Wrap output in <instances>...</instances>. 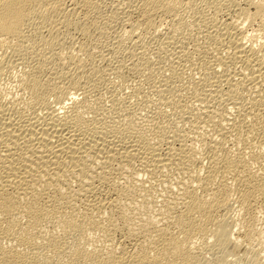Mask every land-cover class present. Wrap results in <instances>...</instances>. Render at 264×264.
Returning a JSON list of instances; mask_svg holds the SVG:
<instances>
[{
  "label": "rangeland",
  "instance_id": "1",
  "mask_svg": "<svg viewBox=\"0 0 264 264\" xmlns=\"http://www.w3.org/2000/svg\"><path fill=\"white\" fill-rule=\"evenodd\" d=\"M174 1V3L179 4L174 5L175 10H173L172 14L162 13L161 9L158 10V8H156L151 12L153 15L150 14L149 17L142 12L144 10L142 9L144 8V5L142 7L144 0H94L95 3L91 5L90 8L82 7L80 2H76V0L60 1L62 3L59 2L58 5L61 4V13L66 11L64 14H66L65 16H67L66 20L68 19V22L62 24L58 22V24L55 23L53 26L46 24V27L39 28L37 27V23H35L38 19H35L34 23L28 26L27 38H23L22 41L23 44L25 43V46L28 45V51L25 56L22 55L21 57L19 53L17 54V52L10 51L7 42L0 43L1 103H8V105L12 106V108L8 107L11 110H8V114L11 113L10 116L12 119L16 118L14 116L18 113L17 109L21 111L25 109L28 113H36L27 114L24 110L26 112V120L30 118H26V116L30 115L31 118H38L41 124L45 122L43 119L41 120L44 122H41V117L48 118V115H51V109L59 108V106L64 105V103H66V111H68L65 115L68 113L74 114L76 110L74 111L75 107L71 102L75 99L72 97L77 93L78 96L76 95L77 99L75 100L79 105L77 108L81 109H77V111L81 113V117L84 120H93L95 125H104L103 127L109 129H111V127L112 129L115 128L113 130L116 132L114 134H117V136L123 134V132L126 138L130 134H141V138H145L144 142H147L149 145H155L161 152L169 150L171 153H176L186 148V150H189L191 147L192 149L190 148V150L194 151L195 155H199L201 159L200 165L202 167L199 171L201 173L199 174L206 175L207 172L210 173L212 171V174H215L214 177L217 176L214 178L211 189H213V187L215 188L218 183V186L220 183L222 184V173L227 170L222 171L220 168H223V166L219 164V166L215 167L207 156H214L213 158H216L219 162L223 160V163L227 159H237L236 162H239L238 164L241 163L239 165L241 169L248 165L254 172L257 171L256 173L259 177L263 176L264 158L259 157L258 160L256 159L254 161L253 156L259 155L262 149L261 146L264 145V138H262L264 137V79L262 78L264 77V71L258 75L262 80L257 77L259 80H256L259 82L256 83L251 73L252 70H248V68L242 64L243 62L240 58L237 57V59L233 57L234 55H232L234 59L230 58L231 54H234L232 52L234 47L232 44L233 42H231V44L229 42L230 40L232 41V36L236 34L234 36L235 38H241L243 42L253 45L258 51L260 50L258 52L259 58L260 61L263 58L262 62H264V6H262L263 8H261V13L259 14L256 13L259 12L258 10L260 9L256 10L257 8H255L260 2L258 6L264 5V0ZM176 9L178 11H176ZM154 11L158 13L154 14ZM253 12L256 13L253 14ZM64 14L61 16H64ZM150 20L155 21H153L152 24ZM147 22H149V24ZM231 25L233 26L232 29H230L232 27ZM39 33L44 37H46V35L47 37L48 35L50 36V33L53 34L54 39H56L55 48L53 50L51 49L50 51V48L43 47L41 43L40 45L42 46H38V48H36L37 46H31V44H29L31 41L28 40L30 39L28 35L29 37L36 35L41 37L38 35ZM56 42H58V44H56ZM229 44L232 49L229 48ZM49 51L50 54L53 52L55 53L50 55ZM40 62L43 65L40 64ZM260 65L264 70V63ZM32 66L37 72L39 71V67H41V76L38 72L39 76L42 77L40 78V80H42L41 85L43 87L44 82L47 84L42 88L43 91H46L44 92L45 98H48L47 101H45L46 105L43 103L44 106L41 103V105H39L38 102V105L34 104L36 102L31 103L32 100L28 97L30 96V89L25 86L26 83L24 81L27 80L28 73L31 72L29 70H32ZM61 75L67 76L64 78ZM249 77L250 79L252 77L251 81L248 79ZM260 81L263 85L260 84ZM251 82L253 83L252 85ZM256 85L258 87H256ZM54 86L63 87V91H65L63 92L64 95L58 100L57 98L53 100L55 98L53 93H55L54 90L56 89H53ZM251 86H254V89ZM32 105H34L33 107L36 110L32 109ZM48 105H52L51 107L55 108H51ZM43 107L47 108L43 109ZM47 109H49V111ZM24 111H22L23 113L19 111V115H21V113L24 114ZM46 112L49 113L46 114ZM60 114L64 115V112H60ZM19 115L17 114L18 118L15 119L17 123L24 117V115ZM37 115H41V117H37ZM19 123H22V121ZM260 128L262 130H260ZM80 151H82V149ZM181 153L179 151L176 155ZM91 157H88L89 161H87V165L91 164ZM227 163L230 164L231 162ZM242 164L246 165L244 166ZM134 165L136 169L135 167L131 169L132 171L127 169V172L125 169H121V171L117 165L113 164V169H111L109 178V183L111 185L109 183H106L109 185L104 183V186H100L99 180L94 183L96 189L98 188L100 192L98 196L101 199L105 198L106 200L104 201L114 199V197L116 199L117 197L118 200H115V206L113 205L114 210L118 209L120 205L125 206L128 204V206H125L128 207L126 209L130 211V213L133 210L131 214L128 212L129 215L133 216H130L131 222H134L133 220L142 222L141 218H148V216H151L153 217L152 220L156 221L155 223L158 225L162 227L164 225V227L170 226V228L167 227V230H170L172 227V229H174L177 225L173 219H162L159 209L166 203V200L169 201L174 196L172 189L177 188V180L179 181L182 177L183 179L189 180L187 169L182 167V170L184 169L186 171H184L183 175L182 170L179 171L181 169L179 165L172 166V169L171 167H169V169L167 167L160 168L161 166H159L157 168L156 165H147L148 173L146 172L147 169L146 171L144 170L145 172L142 170L145 169L146 166L140 164V161H135ZM140 166H142V168ZM150 167H156L154 168L156 170L152 168V171ZM69 168L68 169L72 170V172L68 171L69 175L66 173L60 180L61 182L66 181L68 185H64L63 190L60 192H58L56 188H51V190L45 192L52 195L56 194V199L60 198L57 200L61 201L63 205L65 204L64 206H69L68 209H70V213H75L76 215L79 213L80 215L84 213V202L86 198L80 190L81 186L79 187L80 177L82 176L77 174L76 168L73 165H70ZM139 168H141L142 171L139 170ZM228 169L226 173L227 176L229 175L227 177V182L230 184V188L228 191L227 203L215 208L213 222L209 225L212 229L209 228L210 231H208V236L207 234L204 236L196 234L190 238L192 239L190 241L191 251L196 254H193L194 258L191 264H254L257 262L256 259H258V262L259 259L260 261L264 259V205L259 206V197L258 200L254 199L258 207L253 208L252 212V214L255 213L253 228H255L256 231L253 229L254 231H251L249 237L243 238L241 236L240 238L238 232L241 229L237 226V221L238 219L239 221L241 220L239 217L242 216V213L240 209L238 210V206L240 207L238 203L239 200L237 202L238 193L233 185H236L237 182L232 174L234 170L231 171L233 168L229 167ZM135 170L140 172L138 178L136 177V173L138 172L136 171L135 173ZM189 170L193 172L192 168ZM120 171L124 173L122 174ZM151 171L152 173H150ZM196 174L198 175V173ZM219 174H222V178ZM234 180L235 183H233ZM39 182L40 181H38V184ZM112 185L116 186L117 190L124 188L125 191H122L125 193L120 191V193H122L120 194L117 193V191H113L110 188ZM10 189L11 193L16 195L14 192H16L18 188L11 187ZM100 189H102V191ZM108 189L113 192L108 191ZM230 189H232V191ZM118 194L120 198H118ZM26 195L27 196L24 195L26 199H22V202L26 200L27 203V200L31 199H29V197H32L31 193ZM171 195L172 197H170ZM130 196L132 197L129 198ZM51 198L52 196L47 200L46 198L43 199L44 202L42 201V203L46 206V203L52 202ZM170 201H172V199ZM62 203L60 204L62 205ZM130 203L132 209L129 210V208H131L129 207ZM133 207H136L137 211ZM157 209L158 213L155 214ZM111 213L110 211L104 216L108 215L107 218L111 216V221H114V216L116 215ZM152 213L153 216L151 215ZM62 214L64 213L62 212ZM145 214L150 215L147 216ZM156 215H158V217H156ZM62 216L64 215L60 214V219ZM12 217H15L17 222H24L22 223L23 225L26 222L33 223V226L36 228L34 232L39 236V239L42 237H49L55 231L57 233L60 231L59 234H61L58 223L54 221L46 222L41 219L39 223L42 222V224L39 225L37 223L38 218H36V220H34L35 218L30 220L22 215L18 217L12 215ZM116 218L114 222H119L117 225L124 227V221L121 220L122 222H120L118 221L119 218ZM24 219H29L30 221H25ZM217 223H221L223 227L228 225L227 230L230 231V237H223L224 239H222L219 233L218 235L215 234L219 232L217 231L219 230ZM120 227L113 231L112 238L115 240H112L113 244L115 242L113 248L116 247L117 242L124 241L123 232L125 230L123 227L122 229ZM177 227L179 229V226ZM176 229L177 228L174 230ZM178 229L177 231H179ZM240 232H242V230ZM77 234V231H73L71 233L73 237L69 239L72 240L71 238L78 236ZM97 234L90 232L89 235L87 234L88 237L86 235L85 237L90 241H97V239H100L98 242L101 243L102 234ZM232 236L234 240L236 239L235 241H233ZM236 236H238V238ZM13 240V237L10 239L6 238L4 242L0 243L1 249L9 248L8 250H10V248H12L10 251H13L15 248V241ZM233 242H238L239 244L237 243V245L239 246H235ZM106 243H109L108 246L112 248L111 242ZM232 243L234 244L233 246ZM107 244L103 242L104 246ZM106 247L107 246L104 248ZM1 249L0 251H2ZM194 249L196 252L193 251ZM22 253H24L22 257H19L17 254L3 252L0 254V264H49L50 262L40 259L32 249H24Z\"/></svg>",
  "mask_w": 264,
  "mask_h": 264
},
{
  "label": "bare ground",
  "instance_id": "2",
  "mask_svg": "<svg viewBox=\"0 0 264 264\" xmlns=\"http://www.w3.org/2000/svg\"><path fill=\"white\" fill-rule=\"evenodd\" d=\"M60 1L62 0H0V43L7 42V44L10 47V51L12 50L14 52H17V54L19 53L21 57L22 55L25 56L28 51L27 50L28 45L26 44L27 46H25L24 45L25 43L23 44L22 41H23V38L24 39L27 38L28 26L33 24L35 19H38L36 20L37 22L35 23H37V27L39 28L46 27V24L47 25L49 24V26H53V24L55 23L58 24V22H60L61 24L68 22L67 21L68 19L66 20L67 16H65L66 14H64L66 11L64 13H61L62 12V10L60 9L61 4L58 5ZM173 1L144 0V4H142V7L144 5V8H142L144 10L143 11L141 10V11L145 13V15L148 17L150 16V14H152L151 12H153V9L155 10L156 8H158V10L161 9L162 13L165 12L168 14L169 13L172 14L173 10H175L174 5L179 4V3L176 4L174 3L175 1L174 2ZM76 2H80V5H82V7L90 8L91 5H94V3L97 1L94 2V0H80V1L76 0ZM260 3L258 5H260ZM258 5H256L255 8H257L256 10L260 9L258 10L259 12L257 13L253 12V14L261 13L260 12L261 8H263L262 6L264 5L263 4L261 6H258ZM72 11H75V10H72ZM176 11L178 10L176 9ZM154 12H155L154 14L158 13L156 11ZM63 14L64 16H61ZM148 21H149V18H148ZM153 21L150 20L152 24H153ZM147 23L149 24V22ZM148 26H151V25H148ZM232 28L233 26L230 29ZM38 35H40V33ZM40 36L41 37L37 35L33 37H29L28 35V38L31 39V40L28 39L29 41H31V43L29 44H31V46H37L36 48H38V46L43 45V47L50 48V51L51 49L53 50L55 48L56 39H54V36L52 33H50V36L48 35V37L47 35L46 37L42 35ZM234 36H232V41L229 39L230 40L229 43L231 44V42H233L232 44L234 47V50L232 51L234 54H231L230 58L231 59L233 57L240 58L243 62L242 64H244V66L248 68V70H252V72L251 71L250 72L252 73V76L254 77L253 78L254 81L256 79L259 80L258 78L260 77H258V75H260L261 72L263 73L264 71L263 67L260 65L261 63H264L262 62L263 58L261 61L259 58L258 52L260 50L258 51L253 45L247 44L243 42L241 38H238V37L235 38ZM29 41H25V42H29ZM40 43L42 45H40ZM56 44H58V42H56ZM230 44L228 45L229 48H230ZM50 51H49V54H50ZM53 53L51 54L53 55ZM232 55L234 56L232 57ZM40 64L42 63L40 62ZM35 68H38V67H35ZM40 68L41 67H39V71H38L39 73L41 72ZM31 69L32 70H29L31 72L29 71H28L29 73L27 72L28 73L27 80L25 79L26 81H24L26 83L25 86H27L28 89H30L29 90L30 96L28 97H30V99L32 100L31 103L36 102L34 103L36 105H38L37 102L39 103V105L43 103L45 104V101H47L48 99V98L47 99L45 98L44 92L46 91L45 90L43 91L42 89L43 87H45L44 86L46 84L44 82L45 80L43 81L44 85L42 87L41 85L42 80H40V78H42L40 77L41 73L39 76V73L36 71V69H33V66L31 67ZM61 76L65 78V76L67 75H61ZM262 78L264 79V77ZM248 79H250V77ZM257 80L255 81L256 83L259 82ZM252 82H251V85L253 84ZM260 84H261V81H260ZM251 87L254 89V86H251ZM256 87L258 86L256 85ZM53 89H55L54 90L55 93L52 92L55 97L53 100H55L56 98L58 100L61 98V96L64 95L63 92L65 91H63L64 90L63 87L54 86ZM76 95L77 93L74 94L72 98L77 99L76 97L78 95L77 96ZM75 99L73 101L70 100L72 101L71 103L74 104V107H75L74 111L76 110L74 114L68 113L65 115V113L68 112L66 111L67 109L66 103H64V105L62 106H59V108L51 107L52 105L49 106L51 104L50 103L48 106L51 108H55V109L50 110L51 115L50 116L48 115V118L41 117L42 114L40 116L37 115V117H41L40 120L43 119L45 121L44 122L43 120H41V122H44V123H41L42 125L39 123L38 118L36 117L31 118L30 115L26 116V118L30 117L29 119L26 120L25 115L27 111L25 109H22V111L24 110L26 111V112L24 111V114H22L23 112L21 110L17 109L18 113H16L14 117L18 118L17 114L19 115L20 112L22 113L19 116L24 115V117L22 119L19 117L22 123H19L20 121L18 123L15 122L17 121L15 120L16 118L12 119L10 116L11 113L8 114V112L11 111L10 108L8 107L12 108V106L8 105V103H5L6 104L5 105L4 103H1L0 101V243L4 242L6 238L10 239L12 237L14 239L13 241H15V246L13 245L15 248L13 251H10L12 248H10V250H8L9 248L1 249V246H0V249L2 250L0 251V254L3 252L4 253L7 252V253H12V254H17V256L22 257V255L24 254L22 253V250L32 249V251L40 259L50 261L49 264H191L194 258L193 254L195 253H192L191 251L192 249L190 248V241L192 239L190 238L196 234L198 235L200 234V236L201 235L204 236L207 234L208 236V231H210L209 228L212 229V227H209V225L211 224V222H213V219H214L213 215H214V211L216 210L215 208L227 203L230 184H228L227 182L228 180L227 177L229 175L227 176L226 172H228L229 167L233 168L231 169V171L234 170V172L232 171V174L234 176V179L237 182L236 183L237 187L235 184L233 185L235 187L236 192L238 193L237 202L239 200L238 203L240 205V207L238 206V210L240 209L242 213V216L239 217L241 220L239 221L238 219L237 221V226H239L242 232H240L241 231L240 230L239 231L240 233L238 232V234L240 235L239 236L240 238L241 236L243 238L249 237L251 231L255 229L253 228V224L255 221V216H254L255 213L252 214L253 208L257 207V202H255V200H258V197H259L260 198L259 206L264 205V174L263 176L259 177L256 173L257 171L254 172L253 169L248 167V165L246 166L247 168L246 167L244 168L242 166L243 168L241 169L240 168L241 166L239 167L241 163L238 164L239 162L237 163L236 162L237 159H234V158L233 160L227 159L226 161H224V163H223V160H221L222 161L221 163V161L219 162L218 160H216V158H213L214 157L213 155H212L213 157L207 156L211 160L210 162L213 163L215 167L221 165L224 168V169L220 168L222 169V171L227 170L226 172L222 173L223 178H222V174L221 175L219 174V176H221L223 180L222 184L220 183V185L218 186L219 184L218 183L217 186H215V188L213 187V189H211L212 187L211 185L214 182V178H216L217 176L214 177L215 174L213 175L211 170H209L211 172L210 173L207 172L208 174L206 173V175L199 174L201 173L199 171L201 170V167H202L200 165L201 159L199 158V155H195L194 151L190 150L191 147L189 148L190 151L186 150L187 149L186 147H185L186 149L184 148L185 150L181 148L183 151L182 150H179V151L180 153L181 152L182 153L179 155H176L177 152L179 153V151H177L176 153L175 152L171 153V151L169 150L165 152L159 151V149L155 145H149L147 142H144L145 138L144 139L141 138V134L139 135L130 134L128 136L126 133V135L128 136L126 138L125 135H123L124 130L122 129L123 134H121L120 132L121 135L118 134L119 136H117V134H114L116 133L113 130L115 128L112 129L111 127V129H109L107 127H103L104 125L103 126H99V124L95 125L94 121L91 119L84 120L81 117V113L77 111V109L78 110H81V109L77 108L79 107V105ZM3 102H6V101H3ZM33 106L34 105H32V107ZM46 108L47 107H43V109H46ZM32 109H34V107ZM59 109L61 110L63 109V110L61 111ZM47 110L49 111V109ZM60 112L62 113L64 112V115L60 114ZM29 113L32 114L35 112H29ZM29 113L27 112V114ZM48 113L49 112H46V114ZM260 130L262 129L260 128ZM35 142L38 144H36ZM261 147H262V149L260 148L261 153L259 155L253 156L254 161L256 159L258 160L259 157L264 158V145H262ZM81 149L82 151H80ZM88 157L92 158L90 161L91 164L89 163L90 165H87V161H89ZM137 160L140 161V164H143V166H146V168L144 167L145 169H142L143 171L144 170L146 171L147 169L146 172H148L147 165H156L157 168L159 166H161L160 168L171 167V169L173 168L172 166L179 165L181 167L179 171L182 170V167L184 169H187V175L189 176V178L188 177L187 178L189 180L183 179V177L179 181L177 180L176 182L177 188L175 187L176 189H172L174 196L173 197L172 195L170 196L172 197L171 198L172 201H170L171 199L169 198L170 199L169 201L166 200L165 201L166 203L164 202L165 204H163L161 208L159 207L160 209L158 208L159 213L162 215V219L164 218L166 220L167 218L169 220L170 218H172L175 224L179 226V229L177 226L176 227L174 226V227L177 228L179 231H177V229L174 230L175 228L172 229L173 227L171 224L170 225L172 227L171 228L172 230L171 229L167 230L168 229L167 227L170 228V226L164 227L165 226L164 225L162 227L158 225L157 223H155L156 221L152 220L153 217L148 216L150 214L148 215L145 214L148 216V218H144L142 216L143 217L141 218L142 222H139V221L137 222V220L136 221L133 220L134 222H131L132 220L130 221V216L131 217L133 216L129 215L130 211L126 209L128 207H125V206H128V204H126L125 206L120 205L118 206V209L114 210L113 205L115 206L114 201L118 200L117 197L115 199V197L113 196L114 199L109 198L111 200L104 201L106 200L105 198L101 199L98 196L100 192L98 191V188L96 189L94 183L95 181L98 182V180H99L100 186L102 185L104 186V183L105 184L109 183V178L111 175V169H113V164L117 165L120 170L125 169L127 171L128 169L130 171L131 169H134L135 167L134 162ZM227 162H231V163L233 162V163L229 164ZM70 165H73L76 168L77 174L82 176L80 177L81 180H80L79 187L81 186L80 190L82 191L83 196L84 197L86 196V198L84 202V213L80 215L79 213H77L78 215H76L75 213H70L71 211L70 209H68L69 206H64L65 204L63 205L61 201L57 200L60 198L56 199V196H55L56 194L52 195V194L47 193L48 190H51V188H56V190L60 192L63 190L64 185L66 186L68 185L66 181L61 182L60 180L62 176H65L66 173L67 175H69L68 171L72 172V170H69L71 169L69 168ZM140 167L142 168V166ZM141 168H139V170H141ZM190 168L193 169V172H190L189 170ZM184 169L182 170L183 175L185 171ZM136 171L138 173H136ZM152 171L150 173H152ZM134 172L137 174L136 177L138 178L139 176L138 174H140V172L138 170H135ZM196 173H198V175ZM235 180L234 182L233 181L232 182L235 183ZM38 181H40L39 184H38ZM109 184H106V185H109ZM112 186H110V188L113 191H117V193H120V191L123 192L122 190H124V188L121 190H117L116 186H113V187ZM11 187H15L16 189L17 188L19 189V190L17 189L16 192H14L15 189L14 191H12L16 193V195L11 193V189H10ZM100 190L102 191V189ZM230 190L232 191V189ZM108 191H111V190L108 189ZM30 193L32 197H29V199L30 198L31 199L27 200V203H26V200L25 202H22L21 200L24 199L25 196H27L26 194H30ZM51 196H52L51 198L52 202L50 201L51 203H46L47 205L45 206L44 203H42L43 199L46 198L47 200ZM131 197L132 196H130L129 198ZM118 198H120L119 194H118ZM60 203H62V205ZM131 206L132 205L130 203L129 207ZM133 208L136 210V207H133ZM130 209H132V207L129 208V210ZM158 209L156 210L155 214L158 213L157 212ZM110 211L114 215H116V216L113 215L115 219H117L116 217H118L119 218L118 221L120 222L124 221L125 223L124 227L122 226L125 230L123 232L124 237L122 236L124 238V241H121V242L116 241L117 245L116 247H114L116 249L113 248L115 242L114 244L112 243V240H114L112 236H113V231H115L120 226L117 225L119 222L118 223L114 222L115 221L114 218H113L114 221L113 220L111 221L112 219L111 216H109L108 218H107L108 215L104 216L106 213ZM62 212L64 214H62ZM132 212L133 210L131 211V213ZM60 214L64 215L65 217L62 216V218L60 219ZM12 215L17 216V217L21 215L24 217L26 216V218H29L30 220L31 219L33 220L34 218H35L34 220H36V218H38L37 223L39 225L42 224V222L39 223L41 219L46 222L54 221L58 223L59 225L58 227L61 230V234H59L60 231L58 230L59 233L55 231L49 237H45V238L42 237L39 239V236H37V234L34 232V229L36 228L33 226L34 225L33 223L26 222L23 225L22 223L24 222L22 221H24L25 219L21 221L22 223H20V222H17L15 217L13 218ZM151 215L153 216V213ZM156 217H158V215H156ZM154 218H155V215H154ZM29 219L25 221H30ZM102 221H105V222H102ZM223 223H226V222H223ZM217 224H218V229H219L217 231L219 232L215 234L218 235L219 233V236H221L220 238L222 239L230 237L229 236L230 231L227 230L228 225L226 227H223L221 223L220 224L217 223ZM122 227L120 228L122 229ZM173 230L174 232L175 231L177 232L174 233ZM73 231H77L78 236H74V238H71L72 240H70L69 238L73 237L71 236V233ZM90 232L95 233V234L98 233L97 235L102 234V240H101L102 242L101 243L98 242V240L100 241V239H97V241L87 240L88 239L87 234L89 235ZM211 233H212V230H211ZM85 235L87 237H85ZM236 237L238 238V236ZM240 238H239V242H240ZM235 240L233 238V241ZM103 242H105V244H107L106 242H111L112 248H110L111 246L110 247L108 246L109 243L105 245L109 248L108 249H106L107 247L104 248L105 246L103 245ZM233 243H232V246L234 244L236 246L238 242H235L234 244ZM193 251L196 252L195 249ZM256 260L258 262V259ZM257 262H255L254 264H264V259L263 260L261 259V261L259 259V262L258 263Z\"/></svg>",
  "mask_w": 264,
  "mask_h": 264
}]
</instances>
